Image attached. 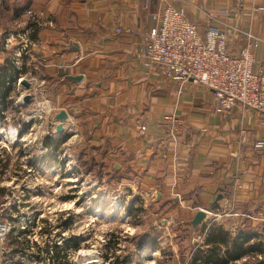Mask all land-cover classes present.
I'll return each mask as SVG.
<instances>
[{
    "label": "crops",
    "instance_id": "obj_1",
    "mask_svg": "<svg viewBox=\"0 0 264 264\" xmlns=\"http://www.w3.org/2000/svg\"><path fill=\"white\" fill-rule=\"evenodd\" d=\"M172 1L201 30H225L232 52L244 46L251 26L258 38L255 69H264V0ZM164 7L161 0H0V43L8 31L29 27L28 10L37 13L42 26L31 34L33 43L19 71L26 77L32 72L36 81L21 96L30 93L32 103H50L52 119L66 109L70 119L64 132L87 141L109 173H135L160 204L170 202V217L191 222L199 210L211 208L202 225L208 222V243H228L220 245L221 256L235 236L251 234L245 247L253 250L230 264H257L264 260V152L255 144L264 140V121L240 106L216 114L211 89L174 82L158 65L143 61V35ZM11 53L0 50V67L12 60ZM9 99L14 107L31 103ZM168 113L186 118L182 134L168 133L163 125ZM29 123L34 124L30 119L24 127ZM29 130L22 128L19 135ZM219 195L222 199L211 206ZM218 233L227 242H215ZM7 243L24 242L11 238ZM197 245L208 254L211 244ZM190 264L202 263L192 258Z\"/></svg>",
    "mask_w": 264,
    "mask_h": 264
},
{
    "label": "rangeland",
    "instance_id": "obj_2",
    "mask_svg": "<svg viewBox=\"0 0 264 264\" xmlns=\"http://www.w3.org/2000/svg\"><path fill=\"white\" fill-rule=\"evenodd\" d=\"M14 85L10 101L26 90ZM31 103L9 105L0 115V207L13 211L10 221L24 232L17 241L80 243L91 259L88 250L102 253L104 264H190L208 222L193 228L190 217H170V202L160 204L135 173H109L87 141L56 133V120L44 109L48 103ZM28 119L34 122L24 135L30 140L22 141V134L14 135ZM46 133L52 146L45 144Z\"/></svg>",
    "mask_w": 264,
    "mask_h": 264
},
{
    "label": "built area",
    "instance_id": "obj_3",
    "mask_svg": "<svg viewBox=\"0 0 264 264\" xmlns=\"http://www.w3.org/2000/svg\"><path fill=\"white\" fill-rule=\"evenodd\" d=\"M161 1L165 2V7L153 14L155 25L143 35V61L147 65H158L162 73L174 82L193 81L211 89L215 96L216 114L225 115L240 106L256 111L264 121V69H255L254 49L258 46V38L251 26L244 32V46L238 52H232L225 30L209 26L203 31L185 9L175 6L172 0ZM27 13L31 19L29 27L5 33L0 48L4 51L11 46L12 63L19 71L33 43L31 34L42 26L37 13L31 10ZM14 40L19 42L14 44ZM28 75L30 81L36 78L32 72ZM23 80L19 75L14 84L18 81L21 85ZM40 104L45 105L46 102H38V106ZM163 125L175 137L186 130L187 120L184 116L168 113L164 116ZM145 129L146 126H142L141 130ZM19 130L16 129L17 136ZM255 147L263 153L264 140L257 141ZM12 212L0 207V264H80L87 257L80 243H7L10 236L20 238L24 233L16 230L10 221ZM26 228L23 225L22 230ZM88 251L96 256L90 264L105 263L102 253ZM87 254L91 257L90 253Z\"/></svg>",
    "mask_w": 264,
    "mask_h": 264
},
{
    "label": "trees",
    "instance_id": "obj_4",
    "mask_svg": "<svg viewBox=\"0 0 264 264\" xmlns=\"http://www.w3.org/2000/svg\"><path fill=\"white\" fill-rule=\"evenodd\" d=\"M19 70L13 65L12 60H6V62L0 67V115L3 117L4 112L8 107V99L11 94L14 92V82L16 77L19 76ZM2 101V103H1ZM11 102V101H10ZM4 105V106H3ZM3 106V107H2ZM29 124H26L24 130L29 127ZM50 140L45 142L46 145L52 146L55 141L48 136ZM215 204L213 207H216ZM23 233H21L22 235ZM215 235V234H214ZM14 239L17 240L16 237L13 236ZM252 238V235L249 233L246 234H238L232 240L233 242L230 243L231 246L227 247L225 250V256L220 255V245L228 243H208L211 241V236L208 237V233L205 235V242L206 244L210 245L211 247L208 248V254H203L201 251H198L192 258L193 262L200 261L202 264H230L231 261L234 262L238 259H241L249 250H253L252 245L249 247H245L246 243ZM227 236L222 235L220 233L216 234L214 237L215 242H227ZM114 264H118L117 262ZM122 264H127L126 261H123ZM257 264H264V260L258 261Z\"/></svg>",
    "mask_w": 264,
    "mask_h": 264
},
{
    "label": "water",
    "instance_id": "obj_5",
    "mask_svg": "<svg viewBox=\"0 0 264 264\" xmlns=\"http://www.w3.org/2000/svg\"><path fill=\"white\" fill-rule=\"evenodd\" d=\"M70 79L76 80V81H80L82 80V76H69ZM22 84L29 89L31 87V82L24 79ZM33 98V95L30 93L25 94L22 97V100L26 103L29 104L31 102ZM54 119L57 122V126H56V131L57 133H63L64 132V123H66L69 119H70V115L69 113L66 111V109H61L60 111H58L55 115H54ZM118 167V166H117ZM223 195H219L216 199V201L211 205L214 206L216 203H218L221 199H222ZM2 217V214H0V219ZM207 218V211L205 210H199L196 215L194 216L193 220L191 221V224L193 226V228H197L199 225H201L204 220Z\"/></svg>",
    "mask_w": 264,
    "mask_h": 264
},
{
    "label": "bare ground",
    "instance_id": "obj_6",
    "mask_svg": "<svg viewBox=\"0 0 264 264\" xmlns=\"http://www.w3.org/2000/svg\"><path fill=\"white\" fill-rule=\"evenodd\" d=\"M50 104V103H49ZM48 104V106L46 107V108H48V109H50V105ZM45 106V105H44ZM45 109V108H44ZM10 130V129H9ZM2 132V131H1ZM3 133V132H2ZM13 133V132H12ZM14 134H15V132H14ZM15 137L17 136V134H15L14 135ZM30 138V136L28 135V136H24L22 139V141H28V140H30L29 139ZM85 256H87L86 258H84L83 259V261H81L82 263H80V264H90L89 262H93V260L94 259H96V258H94L93 257V259H91V257H90V255L88 256V255H85ZM96 257V256H95ZM91 259V260H90ZM84 260H86V262L84 261ZM89 260V261H88Z\"/></svg>",
    "mask_w": 264,
    "mask_h": 264
}]
</instances>
